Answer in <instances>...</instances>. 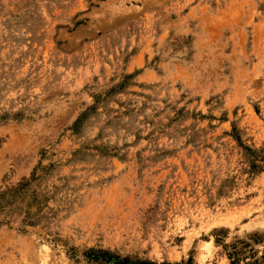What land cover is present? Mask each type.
<instances>
[{"label": "rangeland", "instance_id": "374dc122", "mask_svg": "<svg viewBox=\"0 0 264 264\" xmlns=\"http://www.w3.org/2000/svg\"><path fill=\"white\" fill-rule=\"evenodd\" d=\"M91 251L261 260L264 0H0V264Z\"/></svg>", "mask_w": 264, "mask_h": 264}, {"label": "trees", "instance_id": "16d2710c", "mask_svg": "<svg viewBox=\"0 0 264 264\" xmlns=\"http://www.w3.org/2000/svg\"><path fill=\"white\" fill-rule=\"evenodd\" d=\"M94 260L97 261H102V262H106L109 263L110 261H114L115 260V264H155V263H150L147 261H132L128 258H118L116 256H113L112 254H109L107 252H98V251H91L89 255H93ZM255 257V256H254ZM254 257H252L254 259ZM164 264H168V263H164ZM185 264H193L192 259H189L187 261V263ZM232 264H237L235 261L232 262ZM250 264H264V255L262 256L261 260L259 259H255L252 263Z\"/></svg>", "mask_w": 264, "mask_h": 264}]
</instances>
